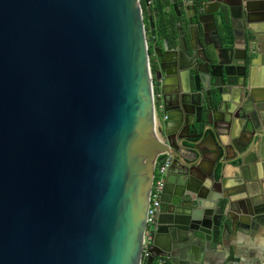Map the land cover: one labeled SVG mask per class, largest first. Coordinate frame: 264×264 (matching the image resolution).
<instances>
[{
    "label": "water",
    "instance_id": "1",
    "mask_svg": "<svg viewBox=\"0 0 264 264\" xmlns=\"http://www.w3.org/2000/svg\"><path fill=\"white\" fill-rule=\"evenodd\" d=\"M239 65L211 73L228 86L214 105L223 116L203 121L218 157L208 171L211 150L189 141L188 209L159 220L149 264H205L232 236L264 229V133ZM164 148L140 0H0V264H141Z\"/></svg>",
    "mask_w": 264,
    "mask_h": 264
},
{
    "label": "flooded vegetation",
    "instance_id": "2",
    "mask_svg": "<svg viewBox=\"0 0 264 264\" xmlns=\"http://www.w3.org/2000/svg\"><path fill=\"white\" fill-rule=\"evenodd\" d=\"M140 4L155 118L162 117L155 130L165 147L159 158L167 155L170 159L154 222L146 226L152 230V246L155 237L161 236L158 230L164 229L159 220L169 218L173 211L182 218L188 209L179 194L185 190L187 176L197 173L189 141H197L202 152L211 150L201 159L208 171L218 157L210 125L203 121L211 120L213 113L223 116L214 112V105L221 97L227 98L228 86H214L211 73L221 72L224 63L237 62L240 72L246 73L250 92L243 105L256 121L255 133H264L257 115L264 104V73L260 75L264 70V0H140ZM204 131V139L194 137ZM233 131L241 135L238 116ZM182 154L194 158L186 160ZM172 181L177 182L175 186ZM170 198L177 203L172 208L165 202ZM153 264L172 263L160 255Z\"/></svg>",
    "mask_w": 264,
    "mask_h": 264
},
{
    "label": "crops",
    "instance_id": "3",
    "mask_svg": "<svg viewBox=\"0 0 264 264\" xmlns=\"http://www.w3.org/2000/svg\"><path fill=\"white\" fill-rule=\"evenodd\" d=\"M233 238L205 264H264V229L253 238L245 234Z\"/></svg>",
    "mask_w": 264,
    "mask_h": 264
},
{
    "label": "built area",
    "instance_id": "4",
    "mask_svg": "<svg viewBox=\"0 0 264 264\" xmlns=\"http://www.w3.org/2000/svg\"><path fill=\"white\" fill-rule=\"evenodd\" d=\"M161 122L159 119L155 118V130L160 127ZM160 154L157 156L155 161L154 169V179H153V188L150 194V205L148 209L147 224H152L154 222L156 212L159 207V198L162 192V188L165 182L166 171L170 163L169 157L164 155L161 159L159 158ZM159 158V159H158ZM152 243V230L148 228L144 235L143 241V252H142V261L141 264H149V258L151 256L150 245Z\"/></svg>",
    "mask_w": 264,
    "mask_h": 264
},
{
    "label": "rangeland",
    "instance_id": "5",
    "mask_svg": "<svg viewBox=\"0 0 264 264\" xmlns=\"http://www.w3.org/2000/svg\"><path fill=\"white\" fill-rule=\"evenodd\" d=\"M159 119H160V120H161V122H162V117H161V116L159 117Z\"/></svg>",
    "mask_w": 264,
    "mask_h": 264
}]
</instances>
